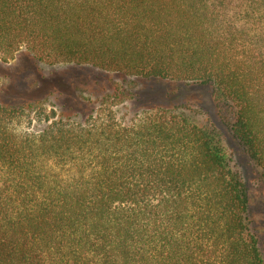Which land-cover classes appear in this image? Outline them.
Returning <instances> with one entry per match:
<instances>
[{"label": "trees", "instance_id": "16d2710c", "mask_svg": "<svg viewBox=\"0 0 264 264\" xmlns=\"http://www.w3.org/2000/svg\"><path fill=\"white\" fill-rule=\"evenodd\" d=\"M19 53L212 86L264 180V0H0V60ZM117 98L82 122L0 103V264H264L217 127L191 103L124 125Z\"/></svg>", "mask_w": 264, "mask_h": 264}, {"label": "rangeland", "instance_id": "374dc122", "mask_svg": "<svg viewBox=\"0 0 264 264\" xmlns=\"http://www.w3.org/2000/svg\"><path fill=\"white\" fill-rule=\"evenodd\" d=\"M117 95L109 103L124 125L155 107L172 108L191 103L199 113L196 121L217 127L224 149L242 170L249 194L250 227L264 244V180L221 121L212 86L126 76L88 65L51 66L27 53H19L8 62L0 60V103L3 105L42 104L54 109L59 117L82 122L101 106L104 98ZM43 127V124L36 125V129Z\"/></svg>", "mask_w": 264, "mask_h": 264}]
</instances>
